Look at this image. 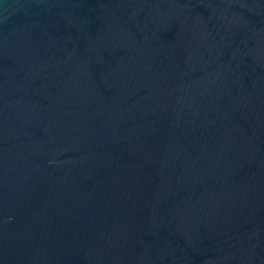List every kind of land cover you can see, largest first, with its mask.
Instances as JSON below:
<instances>
[{"label": "water", "instance_id": "1", "mask_svg": "<svg viewBox=\"0 0 264 264\" xmlns=\"http://www.w3.org/2000/svg\"><path fill=\"white\" fill-rule=\"evenodd\" d=\"M0 264H264V0H0Z\"/></svg>", "mask_w": 264, "mask_h": 264}]
</instances>
